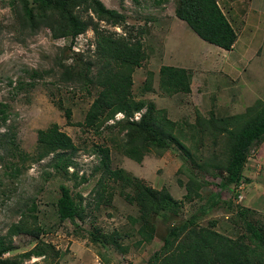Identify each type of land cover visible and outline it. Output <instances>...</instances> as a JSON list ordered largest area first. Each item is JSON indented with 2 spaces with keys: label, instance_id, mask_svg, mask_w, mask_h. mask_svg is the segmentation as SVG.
<instances>
[{
  "label": "rangeland",
  "instance_id": "obj_1",
  "mask_svg": "<svg viewBox=\"0 0 264 264\" xmlns=\"http://www.w3.org/2000/svg\"><path fill=\"white\" fill-rule=\"evenodd\" d=\"M10 2L0 0V104L6 105L8 116L0 125V135L13 134L28 158L18 162L20 171L14 174L9 164L18 160L6 152L0 142V236L33 201L38 224L43 228L40 238L50 242L62 256L54 259L33 257L22 264H145L161 246L170 226L188 218L219 191V178L206 172L205 183L199 190L200 198L184 201L173 220L154 216L153 239L137 244V224H133L129 216L135 217L138 212L136 206L119 193V186L106 188L104 196L97 197L100 188L96 186L100 177V171L95 170L99 161L97 148H109L110 168H121L153 188L164 186L180 200L185 189L178 181L185 182L188 170L195 165L174 142L162 152H149L140 162L131 160L116 146L114 139L117 138L110 131L94 132L78 125L95 90H86L76 82L61 81L56 60L72 51L93 49V32L87 30L78 35L68 51L70 39L52 38L46 28L33 33L21 28ZM101 2L123 13L129 25L145 30L140 36L146 57L133 72V95L152 101L156 108L165 109L168 118L182 125L178 127L188 139H179L190 150L189 156L198 168L212 160L213 152H219L218 158L224 161V135L216 142L206 136L203 144L198 145L200 151L193 152L188 126L193 125L197 117L201 120L237 115L257 99L264 100V0H218L237 34L230 50L200 39L174 15L175 0ZM112 29L121 31L118 27ZM161 65L188 69L190 91L171 96L163 94L158 88ZM33 70L38 75L32 74ZM148 71L153 73L152 89L142 93ZM63 108L70 109V122H67ZM116 117L120 118V115L116 114ZM51 123L58 124L76 146L72 156L74 165L68 168V173L53 169L54 154L41 160L33 159L36 131ZM242 173L241 181L234 188L221 190L220 195L222 199H231L234 205L253 210L254 217L264 222V139L250 146ZM60 184L66 185L75 199H80L84 209L82 221L58 220L55 203ZM227 215L225 208L217 206L204 214L200 223L206 225L208 220L215 219V229L229 234L233 226ZM95 231L103 234L117 231L120 237L117 243L93 242L90 233ZM35 242L36 239L27 235L14 236V246L6 255L26 251Z\"/></svg>",
  "mask_w": 264,
  "mask_h": 264
},
{
  "label": "trees",
  "instance_id": "obj_2",
  "mask_svg": "<svg viewBox=\"0 0 264 264\" xmlns=\"http://www.w3.org/2000/svg\"><path fill=\"white\" fill-rule=\"evenodd\" d=\"M10 4L21 28L31 33L46 28L52 38L70 39L68 51H71L78 35L87 30L93 32V49L72 51L56 60L61 81L76 82L86 90H95L78 125L94 132L101 129L110 131L117 138L114 139L116 146L131 160L140 162L149 152H162L174 142L195 165L193 168L197 171L193 168L188 170L186 181H178L185 189L180 200L164 186L153 188L121 168H110L109 148H97L99 161L95 170L100 171L96 183L100 187L97 197L101 199L106 188L119 186V193L128 203L135 205L138 212L135 217L129 216L132 223L137 224V244L149 243L153 239L154 216L173 220L184 201L200 198L199 190L205 183L206 172L219 178V191L188 218L170 226L161 246L145 264H264V222L254 217L253 210L234 205L231 199H222L220 195L221 190L230 186L234 188L241 181L250 146L264 139V100L257 99L237 115L201 120L197 117L194 124L188 126L193 152L200 151L198 145L203 144L206 136L215 142L223 135L225 139V160L218 158L219 152H213L212 160L198 168L189 156L190 150L179 139H188L182 133L183 129L178 127L182 125L168 118L165 109L156 108L152 101L143 96L135 97L132 93L133 72L146 57L140 36L145 32L143 28L129 25L123 13L106 7L101 0H11ZM174 15L200 39L224 50H230L236 41V32L218 0H175ZM115 27L121 31L113 30ZM32 74L38 75L35 70ZM152 77L153 73L148 71L142 93L151 91ZM190 83L191 74L186 68L161 65L158 69V88L163 94L171 96L189 92ZM63 111L67 122H70V109L63 108ZM116 114L122 117L115 119ZM7 117L6 105L1 103L0 125L6 122ZM0 136L3 138L0 139L1 146L18 160L9 164L10 171L17 174L20 171L18 162L26 160L28 155L15 142L13 134ZM75 152L71 137L58 124L51 123L36 131L33 159L41 160L54 154L52 166L55 171L68 173V168L74 165L72 156ZM58 187L59 196L55 203L58 220L82 221L84 209L80 199H75L66 185ZM110 195L108 192L107 196L111 198ZM217 206L225 208L228 213L226 218L233 226L229 234L215 229V219L208 220L206 225L200 223V218ZM35 212L36 205L32 201L27 211L0 236V264H22L33 257L54 259L62 256L50 242L40 238L43 228L38 224ZM21 235L33 237L36 242L26 251L7 256L14 246L13 237ZM119 237L117 231L90 233L93 242L103 244L117 243Z\"/></svg>",
  "mask_w": 264,
  "mask_h": 264
},
{
  "label": "crops",
  "instance_id": "obj_3",
  "mask_svg": "<svg viewBox=\"0 0 264 264\" xmlns=\"http://www.w3.org/2000/svg\"><path fill=\"white\" fill-rule=\"evenodd\" d=\"M222 9V8H221ZM223 11V10H222ZM229 21V20H228ZM230 22V21H229ZM231 23V22H230ZM232 25V24H231ZM232 27H233V25H232ZM233 29H234V31L236 32V30H235V28L233 27ZM237 35V34H236Z\"/></svg>",
  "mask_w": 264,
  "mask_h": 264
},
{
  "label": "clouds",
  "instance_id": "obj_4",
  "mask_svg": "<svg viewBox=\"0 0 264 264\" xmlns=\"http://www.w3.org/2000/svg\"><path fill=\"white\" fill-rule=\"evenodd\" d=\"M119 115H121V114H119ZM120 117H122V115ZM116 118H119V117H116Z\"/></svg>",
  "mask_w": 264,
  "mask_h": 264
},
{
  "label": "built area",
  "instance_id": "obj_5",
  "mask_svg": "<svg viewBox=\"0 0 264 264\" xmlns=\"http://www.w3.org/2000/svg\"><path fill=\"white\" fill-rule=\"evenodd\" d=\"M121 116V115H120Z\"/></svg>",
  "mask_w": 264,
  "mask_h": 264
}]
</instances>
